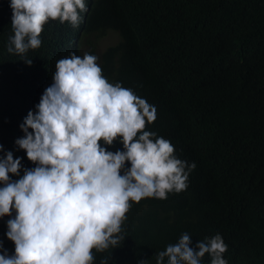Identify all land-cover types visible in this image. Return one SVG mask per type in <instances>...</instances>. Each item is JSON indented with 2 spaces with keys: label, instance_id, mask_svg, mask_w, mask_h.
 <instances>
[{
  "label": "trees",
  "instance_id": "trees-1",
  "mask_svg": "<svg viewBox=\"0 0 264 264\" xmlns=\"http://www.w3.org/2000/svg\"><path fill=\"white\" fill-rule=\"evenodd\" d=\"M85 3L91 6L84 27L50 20L41 47L21 57L7 51L12 10L10 0H0L4 150L22 158L23 168L35 167L15 145L24 135L19 125L51 85L58 60L95 55L109 82L155 106L157 118L146 130L169 140L175 155L196 168L186 190L133 203L122 225L124 241L103 253L93 250L94 264L105 258L108 264H156L157 253L185 232L193 247L220 234L228 264H264V0ZM110 29L118 41L106 47ZM117 149L119 142L109 147ZM10 218H0V241L11 255ZM201 264H210L207 254Z\"/></svg>",
  "mask_w": 264,
  "mask_h": 264
},
{
  "label": "clouds",
  "instance_id": "clouds-1",
  "mask_svg": "<svg viewBox=\"0 0 264 264\" xmlns=\"http://www.w3.org/2000/svg\"><path fill=\"white\" fill-rule=\"evenodd\" d=\"M9 6L13 35L7 51L25 57L41 47L50 20L84 27L91 4L10 0ZM97 60L88 53L58 60L51 85L19 125L24 135L15 145L35 167L23 168L22 158L0 144V218L11 217L6 236L15 246L10 255L0 241V264H94L93 250L103 253L124 241L122 225L133 203L167 199L188 187L195 162L179 159L169 140L146 130L157 118L155 106L109 82ZM114 142L122 149L110 151ZM192 243L189 233L181 234L157 253L156 264L165 258L166 264H201L206 254L210 264H228L220 234Z\"/></svg>",
  "mask_w": 264,
  "mask_h": 264
},
{
  "label": "rangeland",
  "instance_id": "rangeland-1",
  "mask_svg": "<svg viewBox=\"0 0 264 264\" xmlns=\"http://www.w3.org/2000/svg\"><path fill=\"white\" fill-rule=\"evenodd\" d=\"M117 37L115 36V34H110L108 37H106L104 40H103V45L104 46H109V45H112L114 43L117 42Z\"/></svg>",
  "mask_w": 264,
  "mask_h": 264
}]
</instances>
